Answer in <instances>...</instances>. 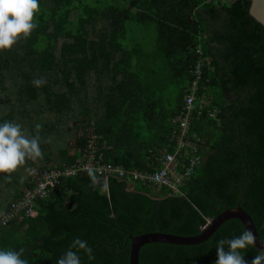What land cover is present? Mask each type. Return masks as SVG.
Masks as SVG:
<instances>
[{
  "label": "trees",
  "instance_id": "16d2710c",
  "mask_svg": "<svg viewBox=\"0 0 264 264\" xmlns=\"http://www.w3.org/2000/svg\"><path fill=\"white\" fill-rule=\"evenodd\" d=\"M39 5L38 27L0 52V123L38 134L43 152L42 159L0 174V248L23 249L28 264H56L80 237L95 257L81 253L83 264H130L131 236H198L209 220L239 205L264 241V26L250 14L251 0ZM201 61L188 136L204 161L180 195L80 172L36 201L37 217L1 224L25 190L36 187L38 173L84 160L94 135L106 163L158 172L163 153L174 152L180 128L174 120ZM37 79L45 81L39 88ZM245 230L230 220L201 245L148 244L140 264H213L217 240ZM258 252L250 246L244 255L251 260Z\"/></svg>",
  "mask_w": 264,
  "mask_h": 264
},
{
  "label": "built area",
  "instance_id": "2783aa9c",
  "mask_svg": "<svg viewBox=\"0 0 264 264\" xmlns=\"http://www.w3.org/2000/svg\"><path fill=\"white\" fill-rule=\"evenodd\" d=\"M241 0H206L207 4L225 5ZM199 55H203L201 50ZM209 62V59L206 60ZM205 61L193 70L195 80L187 91L185 98V108L174 124L179 125V132L174 134V152L165 151L163 153L161 169L156 173L129 171L122 165H112L105 162V155L100 147L99 137L94 135L91 140V147L86 151L84 160L72 167H55L43 173H38L35 178L36 187L33 190H25L24 197L12 205L10 213H7L1 220V224L6 226L18 217L21 221L24 217L35 218L38 211L35 208L39 198H49L64 179L76 176L80 172L89 174L96 173L101 179L109 180L115 178L121 181L144 182L152 184L159 189L167 188L173 195L181 194V187L184 181L191 177L196 168L200 166L204 159L200 154V146L194 143L191 136H188L194 112L197 109L196 93L203 79V66ZM186 150V151H185ZM25 213V214H23Z\"/></svg>",
  "mask_w": 264,
  "mask_h": 264
},
{
  "label": "clouds",
  "instance_id": "9594fccd",
  "mask_svg": "<svg viewBox=\"0 0 264 264\" xmlns=\"http://www.w3.org/2000/svg\"><path fill=\"white\" fill-rule=\"evenodd\" d=\"M39 8V0H0V52L12 49L19 39H27L32 34L38 27L34 18ZM44 83L43 79L33 81L37 88ZM41 127L40 124L36 125L37 130ZM40 144L41 137L38 134L30 136L21 124L8 121L0 123V174L16 172L28 159H42ZM254 244L255 236L247 230L230 239H219L213 264H264V251H259L251 260L246 259L244 252ZM22 252L23 249L15 251L0 248V264H28L22 258ZM81 253L89 261L95 259L88 241L76 237L56 264H83Z\"/></svg>",
  "mask_w": 264,
  "mask_h": 264
},
{
  "label": "water",
  "instance_id": "95a60500",
  "mask_svg": "<svg viewBox=\"0 0 264 264\" xmlns=\"http://www.w3.org/2000/svg\"><path fill=\"white\" fill-rule=\"evenodd\" d=\"M251 16L264 26V0H251ZM240 221L247 231L255 236L254 248L264 251V241L259 235L255 222L252 217L239 205L237 208L229 209L220 214L215 219L209 220L208 224L202 229V233L194 237H183L173 234L149 233L142 236H131L132 249L130 264H140V252L148 244L162 243L178 246H197L210 240L217 231L228 221Z\"/></svg>",
  "mask_w": 264,
  "mask_h": 264
},
{
  "label": "rangeland",
  "instance_id": "374dc122",
  "mask_svg": "<svg viewBox=\"0 0 264 264\" xmlns=\"http://www.w3.org/2000/svg\"><path fill=\"white\" fill-rule=\"evenodd\" d=\"M105 146V145H104Z\"/></svg>",
  "mask_w": 264,
  "mask_h": 264
}]
</instances>
